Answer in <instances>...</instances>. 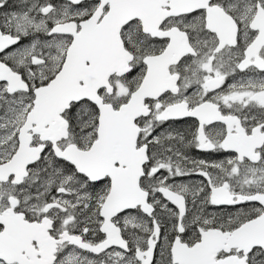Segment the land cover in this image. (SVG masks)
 Instances as JSON below:
<instances>
[{
    "label": "snow or ice",
    "instance_id": "1",
    "mask_svg": "<svg viewBox=\"0 0 264 264\" xmlns=\"http://www.w3.org/2000/svg\"><path fill=\"white\" fill-rule=\"evenodd\" d=\"M0 264H264V0H0Z\"/></svg>",
    "mask_w": 264,
    "mask_h": 264
}]
</instances>
